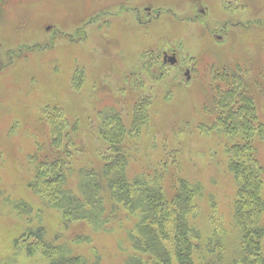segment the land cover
<instances>
[{
  "label": "rangeland",
  "instance_id": "obj_1",
  "mask_svg": "<svg viewBox=\"0 0 264 264\" xmlns=\"http://www.w3.org/2000/svg\"><path fill=\"white\" fill-rule=\"evenodd\" d=\"M2 1L0 264H48L49 250L81 256L86 264H125L129 232L143 210L107 195L103 224L63 215L64 197L72 196L70 205L86 197L84 173L98 176L120 148L105 143L110 115L126 128L118 155L129 180L157 185L168 199L185 191L198 231L195 254L207 253L216 226L224 264L230 263L239 239L238 183L227 149L238 140L219 125L210 84L216 68L245 72L256 127L264 131V0ZM135 104L148 109L142 127L133 126ZM52 124L62 138L49 146L57 132ZM119 127L116 121L108 133L119 134ZM235 133L242 142L248 135ZM252 140L264 205V134ZM50 164L62 172L66 191L48 199L30 182Z\"/></svg>",
  "mask_w": 264,
  "mask_h": 264
},
{
  "label": "trees",
  "instance_id": "obj_2",
  "mask_svg": "<svg viewBox=\"0 0 264 264\" xmlns=\"http://www.w3.org/2000/svg\"><path fill=\"white\" fill-rule=\"evenodd\" d=\"M2 2L0 4H3ZM234 69L237 70L235 66L216 68L215 71L213 70L214 76L210 84L214 90L213 107L220 110L219 125L223 127L224 130H222L232 142L238 140L227 149V152L232 153L228 159V168L238 183L234 202L239 239L235 258L226 264H264V225L258 223L261 212L264 210L260 193L261 168L252 158L254 147L252 139L255 135L264 134V131L261 127H256L258 125H256L254 99L245 78V72L243 73L240 69L241 72L237 73ZM134 109L133 126L142 127L149 116L147 106L139 109V106L135 104ZM113 115L116 114L113 113ZM59 117L57 119L61 123V114ZM116 121L119 122L120 132L112 136L108 130L112 131L111 128L114 127ZM58 124L56 127L52 124L51 130L57 131ZM104 126L106 128L104 129L105 143L113 144L115 141L120 143L121 149L113 150L114 159L105 158L104 167H101V173L96 176L102 180L101 183L91 178L95 177L92 171L84 173L81 185L86 197L74 199L73 205L68 202L72 196L64 197L63 200L68 203V207L63 208V215H69V220L71 218H94L103 224L107 218L103 219L101 216L106 207L102 198L108 195L109 199L120 202L128 208L139 207L143 210L140 212L141 220L129 232L132 252L126 258L125 264H224L223 246L217 235L219 234L217 227L215 226L214 231L208 235L209 241L205 247L207 253L201 252L197 256L194 238L198 236V231L189 221L192 206L186 192L182 191L173 199H168L163 196V192L157 188V185L153 187L140 178L133 182L130 181L124 172L122 159L118 155V152L123 149L121 143L126 130L124 123L116 116L110 115V119L104 122ZM239 129L248 133V135L245 134L244 142L242 138L235 135ZM61 135V130L53 133L49 146L57 144L62 138ZM43 164L45 166V163ZM55 167L56 165H51L49 171H46L47 167L41 168L36 179L30 182L32 188L48 199L56 198L57 194L66 191L60 185L64 180L62 172L58 174ZM55 174L58 175L54 177ZM85 203L90 207L85 208ZM87 210L93 211L87 212ZM25 235H22L19 240L14 239V243L21 244L20 241ZM54 253L55 251H46V255L49 256L48 264H86L81 256L55 255ZM171 256L177 259L178 263H172Z\"/></svg>",
  "mask_w": 264,
  "mask_h": 264
},
{
  "label": "water",
  "instance_id": "obj_3",
  "mask_svg": "<svg viewBox=\"0 0 264 264\" xmlns=\"http://www.w3.org/2000/svg\"><path fill=\"white\" fill-rule=\"evenodd\" d=\"M169 60H170L171 62H174V61H175V57H174V56H170V57H169ZM187 77H188V74H187Z\"/></svg>",
  "mask_w": 264,
  "mask_h": 264
},
{
  "label": "flooded vegetation",
  "instance_id": "obj_4",
  "mask_svg": "<svg viewBox=\"0 0 264 264\" xmlns=\"http://www.w3.org/2000/svg\"><path fill=\"white\" fill-rule=\"evenodd\" d=\"M166 58V60H169V57L168 56H164Z\"/></svg>",
  "mask_w": 264,
  "mask_h": 264
}]
</instances>
